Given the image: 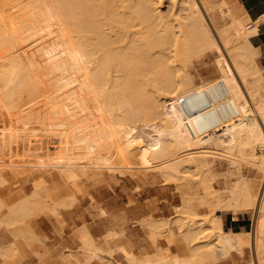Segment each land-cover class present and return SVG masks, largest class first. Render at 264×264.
Returning a JSON list of instances; mask_svg holds the SVG:
<instances>
[{
	"label": "bare ground",
	"instance_id": "obj_1",
	"mask_svg": "<svg viewBox=\"0 0 264 264\" xmlns=\"http://www.w3.org/2000/svg\"><path fill=\"white\" fill-rule=\"evenodd\" d=\"M202 14L197 0H0V119L10 122V127L16 120L21 129L32 120L53 127V131L76 127L81 136L72 142L61 139L66 146H58L53 161L69 180L80 177L76 168L85 159L87 168L95 164L106 168L113 155L122 161L123 168L131 166L136 155L140 156L139 164L149 168L151 163L167 160L162 163L167 165L162 166L163 173L172 178L187 170L210 173L209 158L214 155L238 162L249 157L264 174V75L256 64L259 50L246 34L243 20H234L230 28L218 32L234 67L231 60L223 63L225 71L220 79L201 89L191 88L189 72L183 73L186 69L180 66V73L178 64L176 68L172 64L178 53L194 49L207 52L214 46ZM150 124H156L159 131L154 142L146 136L151 144L144 148L146 128L141 132L140 127ZM10 127L8 131L15 130ZM12 137L3 140L0 136V148L12 151L16 146L17 151H30L32 144ZM256 146L262 154L255 153ZM39 150L36 145L31 151ZM39 157L37 165H43V156ZM250 183L235 182L236 190L231 191L236 202L232 199V205L219 204L216 198L221 194L215 196L214 190L206 201L240 213L258 206L254 245L262 264L264 197L256 194V186L252 188ZM206 186L208 191L212 189ZM38 198L35 191L16 207L30 211L35 202L37 207ZM214 219L202 221L205 236L199 237L204 231L194 225L183 231L185 240L193 243L192 256L208 259L209 264L225 262L234 251L243 256L250 245L245 238L248 234L226 232L223 219ZM11 220L19 222L21 218ZM207 237L213 242L202 240ZM88 245L95 247L90 235ZM123 250L131 264L153 263L132 256L127 248ZM159 256L155 264H171Z\"/></svg>",
	"mask_w": 264,
	"mask_h": 264
},
{
	"label": "rangeland",
	"instance_id": "obj_2",
	"mask_svg": "<svg viewBox=\"0 0 264 264\" xmlns=\"http://www.w3.org/2000/svg\"><path fill=\"white\" fill-rule=\"evenodd\" d=\"M197 1L201 12H203L202 15L205 17V23L212 31L214 46L210 47L212 49H207V52L200 50L198 51L199 54L197 51L195 52L198 49H194L191 53L185 51L188 53L187 55L183 52V54L178 53L172 58L174 67L178 64V67H175L177 71L180 72L178 69L181 66L186 69L183 73L189 72L188 75L191 78L189 87L192 85L191 88L201 89L206 84L209 85V82L220 79L223 71H225L223 67L225 64L223 63L229 62L231 60L229 57L231 56H229L228 52H225L227 50L225 46H222L224 43L219 40L221 36L218 32L219 30H225L226 27L230 28L234 20H243L246 34L255 41L254 44L259 50L257 61L264 75L262 49L256 44V40L261 36L260 28L257 27L254 31H250L248 29L251 24L250 19L246 20L244 13L230 0H211L208 1L207 5L203 3V0ZM224 1L228 3L231 10L224 7V5L226 6ZM231 61L229 64L231 63L230 65L232 66L233 61ZM180 69L182 70V68ZM234 72L237 73L236 71ZM236 76L247 95L248 93L242 81L237 74ZM262 93L264 94V90H262ZM248 95L247 98L252 103ZM164 110L166 111V107ZM32 121L34 122L31 123ZM32 121H30V125L28 124L29 127L26 126L21 129L22 124L20 126L16 120L11 122L10 127L8 126L10 122L4 123L0 119V136L3 140L14 136L16 138L14 139L15 141L17 139H19V142L26 140L27 144H32L29 148L30 151L22 150L21 148L17 151L16 146H13L14 149L12 151L0 148V264H131L130 259L128 258V260L122 254L121 250L123 248L125 250L127 248L132 256L136 255L135 257L146 259V261L150 259L149 261L154 264L155 261H160L156 260L158 255H161L158 259L167 260L171 264L175 263V261L177 262L176 264H209L208 259L201 257V259H197L192 256L193 243H188L185 240L183 231L190 229L194 225L193 228H197L202 232L205 227L202 221L208 218H216L214 220L217 221L218 217L223 219L226 231L236 233L250 232L248 234L250 237L247 235L250 240L247 236L245 237L248 244L250 242V245L243 256L234 251L231 254L232 257L225 262H214L212 264L260 263L254 245V226L259 215L258 206L252 210H249L250 207H248L241 213L234 210L226 211V209L221 207L228 203L234 204L233 191L236 190L235 182H238L239 185L244 180L251 182L252 188L256 186L254 189L255 192L257 191L256 194L261 198L264 197V174L258 169L259 166L254 160L248 157V159L238 162L237 160L233 161L231 158H226V156L218 155V157L216 155V157L214 155V157L209 158L212 165V173L194 172L185 169L184 171L187 170L188 172L180 173L178 176L176 174L177 178H172L163 173L164 168L162 166L164 164L162 163L167 160L151 163L153 165L150 164L151 167L149 168V165L144 167L145 164H139L140 156L136 155L131 159L132 163L129 166L131 168H123L122 161L113 155L107 165L109 167L106 168H100L99 166L101 165L96 164L87 168L89 163L85 159L86 161L84 160L76 168L80 177L76 180H69L63 175L62 168L55 166L53 162L56 159L55 152H57L58 146V149H62L64 145L66 146V143H64L65 139H61L66 138V140L69 139L72 142L79 137V134L81 136V132L74 127L67 131H62L59 128L57 129L59 133H57L56 129V131H53V127L46 128L42 123L40 125V121ZM155 125H146L148 128L140 127V130L142 129L141 132H144L146 128L143 133L146 139L142 136L144 138L143 143L145 144L146 141L148 143L143 144L144 148L157 138L156 131L159 130ZM8 127L15 130L10 132L7 129ZM158 128L163 131L160 127ZM51 132H55L54 137ZM67 132L66 137L64 134ZM146 132L147 134L149 132V134L146 135ZM56 133L57 135H55ZM150 134L152 135L150 136ZM59 135L60 137L58 138ZM146 136H149V140L152 138L150 142ZM167 137L168 135L165 136V138ZM20 139L22 140L20 141ZM62 141L63 144L61 143ZM36 145L37 147L39 145L40 150L38 152L31 151L33 146L35 147ZM258 146H256L255 153L262 154ZM34 152L38 154L35 153V155ZM41 155L45 163L37 165V161L41 160L39 157ZM44 164H46V167ZM158 164L161 166H158ZM40 166H43V168ZM165 166L167 165L165 164L163 167ZM93 172H105L115 177H108L100 182L86 180ZM208 184L212 186L211 192L208 191L209 186L208 188L206 186ZM8 185L13 188V191L19 190V192L12 195V212L8 216V222H6L5 217L9 213L7 206L9 194L5 188ZM26 188H28V195L26 194ZM35 191L38 192L40 198V203L37 201L38 205H36L37 207L41 205L40 208L35 206L36 202L34 206H31L33 208L30 211H24L22 208L16 207ZM212 191L215 196L221 194V198H216V200L220 201L219 204H222L219 206L220 208L216 207V204L210 206L206 201L207 197H209L208 194L211 196ZM59 202H63L64 205L62 206V203L60 204ZM56 203L60 204V206H57ZM50 205L55 207L53 208L54 211L50 209ZM10 218L13 220L21 218V220L12 223ZM176 219L181 221H176ZM37 221H43L44 224L32 227L31 222L35 223ZM180 224H182L181 228H179ZM8 225L14 228V239L24 238L28 240L19 242L12 247L6 240V237H11V230H9ZM206 234L207 231H204L199 237ZM89 235L94 240V246L99 248V250L88 245ZM130 235L134 236L131 241L129 239ZM202 240L208 241L207 243L213 242L210 237ZM137 241H141L142 245L134 243ZM159 250L161 253H159ZM111 251L113 252L110 253ZM95 252L97 255H95ZM262 264H264V261Z\"/></svg>",
	"mask_w": 264,
	"mask_h": 264
},
{
	"label": "crops",
	"instance_id": "obj_3",
	"mask_svg": "<svg viewBox=\"0 0 264 264\" xmlns=\"http://www.w3.org/2000/svg\"><path fill=\"white\" fill-rule=\"evenodd\" d=\"M230 1L235 3L240 8V10L244 13V16L247 17L248 19H250L251 24L255 25V28L253 30H255L257 27L260 28L261 36H260V38H258L256 40V44L258 47H260L262 49V53H263V57H264V0H230ZM251 41L253 42V44L255 43V41H253L252 39H251ZM254 46H255V44H254ZM256 64L259 66L257 59H256ZM108 177H115V176L111 175V174L101 173V172H93L88 178H86V180H92V181L100 182L101 180H105ZM5 190L9 194L8 205H7L8 209H9V213L5 217V221L8 222V216H10V213L12 212V204H13L12 203V200H13L12 195L15 194L16 192H19V190L13 191V188L9 185H8V187L5 188ZM25 190H26V194L28 195V188H26ZM114 222H116V221L114 220ZM43 224H44L43 221H37L35 223L31 222L32 227L34 225H43ZM8 228H9V230H11V237H6V240L10 243V245L12 247H14L19 242H25L28 240V239H24V238L14 239V235H13L14 234V228L9 227V225H8ZM223 228H224V221H223ZM226 232L242 235V232H239V233L232 232V231H226ZM249 233L250 232H243V235L249 234ZM132 238H134V236L130 235L129 236L130 241L132 240ZM134 243H138V245H142L141 241H137Z\"/></svg>",
	"mask_w": 264,
	"mask_h": 264
},
{
	"label": "built area",
	"instance_id": "obj_4",
	"mask_svg": "<svg viewBox=\"0 0 264 264\" xmlns=\"http://www.w3.org/2000/svg\"><path fill=\"white\" fill-rule=\"evenodd\" d=\"M254 28H255V25H254V24H250L249 27H248V29H249L250 31H254V30H253Z\"/></svg>",
	"mask_w": 264,
	"mask_h": 264
}]
</instances>
